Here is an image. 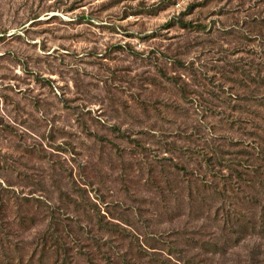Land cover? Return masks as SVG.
I'll use <instances>...</instances> for the list:
<instances>
[{
    "label": "rangeland",
    "instance_id": "374dc122",
    "mask_svg": "<svg viewBox=\"0 0 264 264\" xmlns=\"http://www.w3.org/2000/svg\"><path fill=\"white\" fill-rule=\"evenodd\" d=\"M0 264H264V0H0Z\"/></svg>",
    "mask_w": 264,
    "mask_h": 264
}]
</instances>
